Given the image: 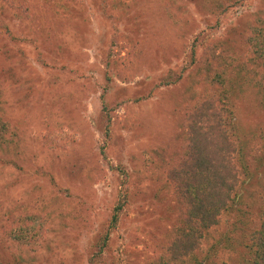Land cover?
<instances>
[{
	"label": "rangeland",
	"instance_id": "rangeland-1",
	"mask_svg": "<svg viewBox=\"0 0 264 264\" xmlns=\"http://www.w3.org/2000/svg\"><path fill=\"white\" fill-rule=\"evenodd\" d=\"M10 2L0 0V264H158L184 217L167 173L206 93L191 77L209 45L244 78L222 124L237 189L198 253L216 241L219 264H245L264 220V67L248 41L264 0Z\"/></svg>",
	"mask_w": 264,
	"mask_h": 264
},
{
	"label": "trees",
	"instance_id": "trees-1",
	"mask_svg": "<svg viewBox=\"0 0 264 264\" xmlns=\"http://www.w3.org/2000/svg\"><path fill=\"white\" fill-rule=\"evenodd\" d=\"M10 1L12 4L13 0ZM220 1L215 0L217 5L221 4ZM222 1L239 3V0ZM248 41L249 51L264 67V22L250 34ZM206 50L198 61H193L195 71L191 77L194 85L202 82L206 93L191 107L186 118L189 128L185 152L175 160V166L167 173L178 201L186 206L184 217L174 239L167 243L166 254L158 257V264H177L187 258L192 261L191 264H219L220 257L212 247L216 241L210 246L211 253L207 251L200 255L198 251L203 237L218 226L219 217L230 206L237 189L236 169L222 156L223 151L230 149L232 144L222 124L228 107L226 98L231 91L229 88L238 84L244 74H234L233 61L228 57L230 53H226V48L221 47L217 54H214L212 45ZM220 86H226L227 90L223 87L216 93L215 88ZM6 127L0 112V143L5 139ZM121 208V204L116 207V213L112 217L113 224L116 223L117 212ZM102 243H105V239ZM244 247L247 257L245 264H264V220L261 227L247 234V244Z\"/></svg>",
	"mask_w": 264,
	"mask_h": 264
}]
</instances>
